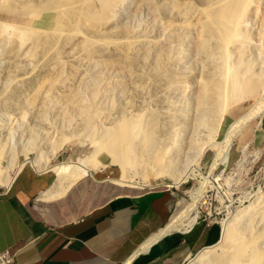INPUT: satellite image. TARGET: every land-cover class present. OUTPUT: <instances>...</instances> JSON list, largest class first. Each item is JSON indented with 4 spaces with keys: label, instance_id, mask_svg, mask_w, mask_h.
<instances>
[{
    "label": "bare ground",
    "instance_id": "obj_1",
    "mask_svg": "<svg viewBox=\"0 0 264 264\" xmlns=\"http://www.w3.org/2000/svg\"><path fill=\"white\" fill-rule=\"evenodd\" d=\"M155 1L139 0L138 5L155 13L161 5L158 3V6ZM127 2L128 0H0V108H2L0 109V133L2 130L7 133L5 140H2L0 135L1 184L9 186L15 173L28 162V165L34 169L41 167L43 172L53 171L55 177L52 184L40 194L45 199H52L62 195L78 178L94 175V171L96 173L104 170L107 164L101 159V154L105 153L123 170L121 176L115 179L114 183L118 185L142 187L148 184L150 177L153 179L167 177L171 180L167 185L179 186L183 178L198 174L199 168L195 164L208 144L212 147L220 141L216 144V158L211 168L218 163L225 165L229 160L233 136L253 116L264 113V24L257 27L254 33L249 26L251 13L258 10L262 0H207L205 6L200 8L204 20L199 28L200 33L198 32L196 42V48L203 57L206 75L201 81L199 80L197 89L194 88L196 90L193 95L196 96L194 107L197 110L194 112L196 115L193 134H195L193 138L189 137V142L187 141V149L192 150V156L197 158L194 159L191 155L187 158L186 155L184 161H179L180 151L183 150L180 143L185 140L178 138V134L170 137V140L164 138L159 132L161 120H159L160 116L154 112L155 109L153 111L135 110L134 103L130 100L132 97L129 98L131 93L129 96L124 93L121 79L114 80L106 89L103 87V91H100L95 84L96 79L100 78V72L109 67L106 59H104L106 64L99 61V53L102 51L121 48L122 56L129 65L134 55L139 56L140 52L143 58L157 64L162 58L165 43L154 40L153 37L147 38L139 30H132V27L124 28L129 24L122 27L125 29H123L125 36L121 37L123 39H112L109 34H104L108 28L117 24L118 14ZM187 2V0L182 3L175 0L166 1L168 8L174 11L181 21H168L167 18L161 21L162 14L161 18L157 17L160 21L156 18L159 22L154 21V24L158 22L157 24L172 36L176 31L187 29V12L190 8ZM141 32H143L142 29ZM256 55L260 57L258 63ZM65 60L84 62L87 66L91 68L95 66L97 69L92 68L96 71L94 74L78 71V74H75L78 84H74L73 75L68 74L70 77H67V74L63 75L65 71H62V68ZM163 65L166 66V64ZM44 67L46 70L42 72ZM76 70L73 71L76 72ZM190 76L191 72L187 70V79ZM176 84L178 89L181 87L184 91L183 85L175 83V88ZM174 85L171 84L172 87ZM114 86H118L119 89L112 91ZM112 87L113 96L121 95L122 101L118 102L119 104L112 103L109 108L108 106L102 108L99 99L104 97L103 94ZM193 92L190 94L192 95ZM190 94L186 103L187 113L192 106L189 100ZM242 96H254L256 103L249 111L231 122L220 140L214 138L219 119L222 117L220 113L235 103L234 101L239 102ZM9 104L12 105V113L6 110ZM184 109L182 111L185 113ZM54 112L60 113L65 119L63 122L68 123L69 126L75 117H80L78 120L82 119L84 127L81 126L80 129L83 131L79 134L82 140L91 142L93 149L89 153L78 156L76 159L46 165L48 156L44 154L43 143L52 144L53 153L68 139V136L63 135L62 139L55 141L58 129L49 124V118ZM178 114V112L170 114V118L175 120L173 123L175 126H178L177 123L181 121L177 120ZM191 115L190 113L189 116ZM25 117L29 121H26L22 128L19 135L20 141L17 142L14 131L16 128L11 126L10 122L16 121L21 124ZM31 149L36 152L35 158L28 155ZM20 154L24 158L18 161ZM42 157L45 163L44 166H39ZM192 160L196 161L194 165ZM135 175L139 178L138 180L133 178V176L136 177ZM203 188L202 183L191 193L190 198H200ZM184 201L179 202L182 205L178 211H173L167 223L169 228L160 231L152 240H147L138 251H145L162 232L164 234L188 231L193 227L199 214L197 205L195 202L192 205ZM193 211L195 213L191 216L190 213ZM126 263L127 261L124 264ZM187 264H264V191L254 196L248 205L238 209L231 219L223 222L219 238L197 251Z\"/></svg>",
    "mask_w": 264,
    "mask_h": 264
},
{
    "label": "rangeland",
    "instance_id": "obj_2",
    "mask_svg": "<svg viewBox=\"0 0 264 264\" xmlns=\"http://www.w3.org/2000/svg\"><path fill=\"white\" fill-rule=\"evenodd\" d=\"M156 1H157V4L159 3L161 5L159 6L158 4L159 9L155 13H152L146 7L142 5H138L140 4L138 3L139 0H135L134 2L133 0H128V2L124 5L125 7L123 6L124 8H122L121 12L118 14L117 24H115L113 27H110V29L108 28L106 30V33L104 34L106 35L109 34L110 37L112 36L111 37L112 39L120 40L124 38L123 36H125L124 28L129 29L132 27L131 28L132 30H139V32L143 33L145 37L151 38V39L153 37L154 40H158V41L165 43L163 49L166 52L163 51L162 52L163 55L161 56L164 60L161 58L160 59L161 63L159 60V63L157 64L154 61H150V60L143 58L142 53L140 52L139 56L141 54L142 58L141 56L139 58L138 54L134 55L135 57L131 59L132 61L130 60L129 62L130 65H129L128 62L127 63L125 62V59L122 56L121 48L120 49L110 48L106 51H102L99 53V61L105 63V61L107 60L108 61L107 64L109 65V67L104 70L101 69L102 72H100V78L96 79L95 84L97 87H99L100 91H103V87L104 89H106V87L110 85L111 83H113L114 80L121 79L123 87H124V90H123L124 93L127 94L128 96L131 93L129 98L131 97L133 98V99L131 98L130 100H131V103H134L133 105H134L135 110L153 111L155 109L154 112L157 113L158 116H160L159 117L160 119L159 118L158 119L161 120L159 132L164 136L165 139L170 140V137L176 136L178 134V138L180 137L182 140H185V142L183 141L180 143L181 149L183 150L180 151V154L178 157L179 161H184L186 157L188 158L192 156V152H191L192 150L190 151L189 149H187L188 147L187 144L190 139L189 137L191 136L193 138L195 134V133L193 134V132L195 131L193 124L195 123L194 117L196 115L194 112H196L197 110H196V107H194L195 106L194 98L196 97V96H193L196 93V90L194 88L196 87L197 89V87L199 86V82L202 80V78L205 77L204 75H206L203 60H202L203 57L199 53L200 51L198 50V48H196L197 47L196 42L198 40V36L200 33L199 28L204 20V15L201 12L200 8L205 6L207 0H187L188 1L187 3L190 4V8H191V9L189 8L188 10L189 12H187V26H188L187 29L188 30L184 29L183 31L182 30L176 31L174 36L168 35L163 30V28L160 27L161 25L157 23L160 21L159 19L162 17V14H163L164 19L161 18V21L167 18L168 21L178 22V21H181V18L177 16L174 11H171L168 8V6L166 5V1L168 0H156ZM175 1L182 3L184 0H175ZM164 3L165 5H163ZM257 11H260V12L257 13ZM257 11L252 12L253 14L251 13L250 15L251 19L249 22V26H251L253 33L256 31L257 27L264 24V20H263L264 19L263 18L264 17L263 16L264 15L263 14L264 13V0H262V2L259 3V7ZM189 13H191V15ZM157 17H160V18H157ZM143 21H145V23ZM154 21H158V22L154 24ZM139 22H141V24ZM125 25H128V26H125ZM123 26L125 27L122 28ZM85 28L84 30H86ZM141 29L143 32H141ZM167 38H169V40ZM163 39L165 40L167 39L166 40L167 42L164 41ZM253 40H256V39H253ZM118 50H120L121 52ZM189 55L191 57H189ZM177 56L179 57L175 58ZM256 57H257L256 62L258 63L260 61V57L258 58V55H256ZM64 58L66 59V57ZM109 58H111L112 60ZM76 63L80 65L77 66ZM163 64H166V66H164ZM92 68L95 70L97 69L95 68V66ZM92 68L89 65L87 66L86 63L84 62H80V63L76 61L69 62V60L67 61L65 60V62L63 63L62 71H65V73L63 72V75L67 74L66 75L67 77H70V75L68 74H71V76L73 75L74 77L73 78L71 77L73 83L78 84V80H76L77 78L75 77V74L77 75L78 71L80 70L86 73H89V74L91 73L94 74L95 70H92ZM45 70H46L45 67L42 68V72H45ZM73 70L74 71L76 70L77 73L74 72ZM187 70L191 72V76L188 79H187ZM175 73L176 74L178 73V74L176 75ZM165 82H168V83L165 84ZM173 83L174 84L178 83V84L183 85L182 89L186 91L185 92L182 91L180 85H179L180 88L178 89L177 84L175 88V85ZM171 84L172 86L174 85V87H172ZM81 86L82 88L84 87L83 84ZM112 89L113 87L103 94L104 97L103 96L102 98L100 97L99 103L102 108H105L107 106H108L107 108H109L112 103H115V104L121 103L122 96L119 94L113 96V92H112L115 89L116 90L119 89V87L114 86V89L113 90ZM143 91H145L146 94ZM191 92H193L192 95L190 94ZM189 94L191 95V99L193 101L189 99L192 102V106L190 107L191 108L189 110L190 112L187 113L186 103H187V97ZM263 95H264V91H263ZM113 98H116V99L114 100ZM109 99H112V100H109ZM239 100H238L239 102L234 101L235 103L227 107V109L224 110L225 112L223 111L224 113L223 112L220 113L222 117L219 119L220 122H218V126H217L218 130L216 131L214 138H217L220 140L223 137L226 128L231 124V122L235 121L241 115L249 111L252 108L253 104L256 103L254 96H249V97L242 96ZM9 105L10 106L7 107L6 110L9 113H12L13 112V110H11L12 105L11 104ZM183 109L185 110L186 114L184 113V111H182ZM175 112L179 113L178 114L179 116L177 115V118H178L177 120L178 121L181 120L180 122L177 123L179 124L178 126L177 125L175 126L173 124L175 120L170 118L171 115ZM180 112L184 113V115L183 114L181 115ZM190 113L192 114L191 116H193L192 118H190L191 116H189ZM160 114L161 115L163 114V115L161 116ZM1 116H3V114ZM78 119H80V117H75L71 121L72 126L70 125L71 126L70 127L68 123L66 124L63 122V120L65 119L60 113L58 114L57 112H54V114L50 116L49 118L50 126L54 128L57 127L56 130L58 129L57 137L55 141H59L64 136H68V139L66 140L67 142H64L58 149H56L57 151L54 150L53 153H52V144H49L48 142L43 143L42 146H43L44 154L46 153V156H48V161L46 162L47 163L46 165H53L57 162L67 161L69 159H76L78 156H83L89 153L93 149L91 142L89 140L84 141L81 139V135L79 133H81L83 130L80 128L84 126L82 123V119L81 120H78ZM26 121L28 122L29 119H26L25 117V119L21 121V124H19V122H16V121H14L15 123H13V121L10 122L11 126L16 128V130L14 131H15V141L17 142L20 141L19 135ZM65 125L68 127H66ZM78 130L79 131L81 130V131L79 132ZM66 133H69V134L66 135ZM0 135H1L2 140H5L7 137L6 131H3V130L1 131ZM187 136H188V139H187ZM82 141L84 142L82 143ZM219 142L220 141L215 143L212 147L211 145L208 144V146L204 149L203 154L198 156L199 159H197L198 162L196 164H195L196 161L195 162L194 160L191 161L193 162V165L195 164L199 168L198 174L195 175L194 177L187 176L183 178L182 183L179 184V185L184 186V189H185V195L183 199L180 200L179 202L181 201L183 202L185 199H187V201H184V202L186 203L188 202V204L193 205L195 202V205H197L199 214H198V219L196 223L194 224V226L205 227L204 233L205 235H207V242L204 245H202L201 248L210 242L216 241L219 238V234L222 229L223 222L231 219V217L236 213L238 209H241L242 207L248 205V203L254 199V196L256 197V195H260L264 191V113L262 115L253 116L252 119L249 122L245 123L242 126L241 130L240 131L238 130L236 134L233 136V138L231 139V144H230L228 162L225 165L223 163H218L217 164L218 166L216 165L214 168H211V164L214 158H216V150H217L216 144H218ZM28 155L31 158H35L36 152H34L31 149L28 151ZM188 155H191V156H188ZM23 158L24 156L20 154L18 156V161H21V159L23 160ZM192 158L195 159L197 157L192 156ZM101 159L103 160L104 163L107 164V166L102 171H97L96 173L94 171L93 174H95L96 177L99 179L108 178L110 181H112V183H114L116 181L115 179L121 176V174L123 173V170L117 163L115 162L113 163L111 161V158L107 154L105 153L101 154ZM26 163L28 164V162ZM44 163H45V160H44V157H42L39 166H44ZM25 164L23 166H25ZM36 169L37 171H43L41 167H38ZM49 171L52 172L53 179H54L55 175L53 171L52 170H49ZM133 178L135 180L139 179L137 176L136 177L133 176ZM169 182H171V180L167 177L161 178V179L160 178L153 179L152 177H150L147 186H155L157 184H168ZM202 183L204 185V188L202 190L200 198L191 199L190 198L191 193L195 191V189H197V187L200 186ZM144 186L146 185H143L142 187ZM5 187H6L5 184L0 183V191L3 192ZM191 189L192 191H190ZM179 202H177L175 211H178L179 210L178 208L180 207V205H182ZM194 213L195 211L191 212L190 215L192 216ZM179 220L182 221L183 219L179 218ZM166 228H169V224H167V226L165 225V227L162 228L161 230H164V229L166 230ZM5 250L6 249H4L3 251ZM194 254L192 256H194Z\"/></svg>",
    "mask_w": 264,
    "mask_h": 264
},
{
    "label": "crops",
    "instance_id": "obj_3",
    "mask_svg": "<svg viewBox=\"0 0 264 264\" xmlns=\"http://www.w3.org/2000/svg\"><path fill=\"white\" fill-rule=\"evenodd\" d=\"M20 169L0 194V252H14L9 264H186L207 242L205 227L193 225L138 251L168 223L182 185L127 187L84 175L45 199L52 172Z\"/></svg>",
    "mask_w": 264,
    "mask_h": 264
},
{
    "label": "built area",
    "instance_id": "obj_4",
    "mask_svg": "<svg viewBox=\"0 0 264 264\" xmlns=\"http://www.w3.org/2000/svg\"><path fill=\"white\" fill-rule=\"evenodd\" d=\"M2 191H0V194ZM14 252L10 249H6L5 251L0 253V264H9L14 261Z\"/></svg>",
    "mask_w": 264,
    "mask_h": 264
}]
</instances>
